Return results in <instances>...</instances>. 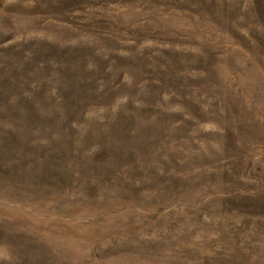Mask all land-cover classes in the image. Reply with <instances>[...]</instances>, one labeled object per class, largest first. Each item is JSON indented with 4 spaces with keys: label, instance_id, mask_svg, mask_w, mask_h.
Instances as JSON below:
<instances>
[{
    "label": "rangeland",
    "instance_id": "obj_1",
    "mask_svg": "<svg viewBox=\"0 0 264 264\" xmlns=\"http://www.w3.org/2000/svg\"><path fill=\"white\" fill-rule=\"evenodd\" d=\"M0 264H264V0H0Z\"/></svg>",
    "mask_w": 264,
    "mask_h": 264
}]
</instances>
